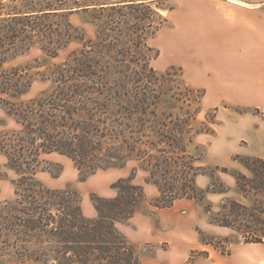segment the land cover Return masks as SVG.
Returning <instances> with one entry per match:
<instances>
[{
    "label": "trees",
    "instance_id": "16d2710c",
    "mask_svg": "<svg viewBox=\"0 0 264 264\" xmlns=\"http://www.w3.org/2000/svg\"><path fill=\"white\" fill-rule=\"evenodd\" d=\"M8 1L13 5L6 10L0 0L3 62L32 47L51 58L72 43L78 47L56 67L52 88L35 98L21 99L31 78L18 67L0 73V109L16 125L8 128L0 119V155L5 158L0 178L1 168L16 175L15 199L6 202L2 217L0 264H143L116 225L129 221L145 203L165 209L180 199L202 201L206 193H216L213 183L205 189L196 186L198 175H213L207 167L195 166L197 158L187 154L181 136L191 142L194 136L212 135L217 108L196 123L205 91L186 84L183 99L188 109L175 105L172 110L178 113L158 110V92L151 85L162 94V83L168 79L176 78L177 86L185 80L181 69L179 74L174 67L157 73L149 67L159 51L148 41L167 23L152 1L121 0L115 5L100 0ZM74 14L81 25L70 22ZM151 16L158 21H145ZM84 25L93 27L92 38H87ZM165 91L169 101H179L181 95L173 87ZM169 126L173 133L167 134ZM51 154L70 159L84 179L136 161L150 175L146 183L156 186L159 194L148 200L143 187L133 183L132 171L112 185L115 197L91 196L97 217L86 218L77 191L50 189L37 178L39 172L52 177L61 173V165L45 160ZM233 160L264 185V159L236 155ZM55 165L59 169L52 172ZM214 169L228 172L225 167ZM233 177L246 194L240 183L244 176L234 172Z\"/></svg>",
    "mask_w": 264,
    "mask_h": 264
},
{
    "label": "rangeland",
    "instance_id": "374dc122",
    "mask_svg": "<svg viewBox=\"0 0 264 264\" xmlns=\"http://www.w3.org/2000/svg\"><path fill=\"white\" fill-rule=\"evenodd\" d=\"M100 2L105 5L111 2L113 4L110 5H115L121 0H100ZM148 2H151L152 7L156 8L159 15L166 19L168 9L174 8L175 5V0H149ZM2 5L7 10L13 4L8 0H2ZM69 20L73 25L80 24V17L76 14L70 16ZM145 21L156 22L158 19L151 16L149 20ZM83 29L87 38L93 37L92 26L84 25ZM77 47L76 43H72L66 48L60 49L57 56L53 58L44 55L37 47H32L19 56H11V58L8 56L5 62L0 56V73L3 70L18 67L31 78V86L21 99L35 98L40 93L52 88V78L55 75L56 67L65 63L69 54ZM153 54V52L147 53L149 56ZM151 61L149 67H152L157 73H163L170 67H174V73L179 74V69H181L178 66L159 69L158 63L152 62L151 64ZM181 71L186 83L182 81V84L177 86L176 78L175 80L171 78L172 81L174 80L173 82L168 79V82L162 83V94L157 85H151L158 92L156 94L160 104L157 108L159 111L167 113H178L176 108L172 110L175 105L188 109L186 100L183 99V95H186V84L195 90L205 91L201 112L196 118V123H201L207 112L217 108V124L213 127L212 135L194 136L191 142L187 140L186 135L181 136L187 154L194 159L197 158L194 160L195 166L207 167L208 174L213 175L212 177L204 176L210 178L216 193H212V191L206 193L202 201L180 199L175 201L172 207L165 209H155L145 203L139 207L137 213L129 221L118 223L116 227L133 244L136 254L143 264H255L253 259L244 258L242 254L253 252L254 249L260 254H264V185L241 162L233 160V158L236 155L259 158L247 153L256 152L259 148L264 149V147H259V139L245 131L244 127L233 126L234 124L229 122V116L247 113L259 115V111L248 107H231L224 103L212 105L216 94L207 93L203 86H194L191 79L184 74L182 69ZM165 87H173V92L176 95H181L178 102L169 101V93L165 91ZM0 119L6 121L8 128H16L14 122L6 118L1 109ZM196 123H194V128H198ZM171 130L170 126L165 128L167 134L173 133ZM44 158L61 165L62 171L57 177H52L48 172H39L37 178L50 189L77 191L80 196L81 210L86 218L88 217L85 214V207L94 208L90 200L91 196L95 194L103 198L115 197L116 192L111 188L112 185L117 180L129 176L132 171H135L133 183L143 187L148 200L159 194L156 186L146 183L150 175L141 169L136 161H129L121 169L100 170L84 179L81 178L83 175L79 174L70 159L56 154ZM232 162L243 167L246 175L230 167ZM4 164L5 158L0 155V167ZM215 167L228 168V172L221 169L215 170ZM58 169V165L51 167L52 172H56ZM234 172H239L244 176L245 179L241 178L240 183L244 185L246 194H243L237 186L233 177ZM1 173L3 177L0 178V230L3 227L2 217L3 214L5 216L6 202L15 199L12 181L16 178L13 172L5 168H1ZM227 179L233 184L231 185ZM197 185L201 189L207 187H202L201 181ZM260 187L262 190L255 191ZM221 191L224 192L220 193ZM96 217L97 212L94 218L89 219ZM4 233L6 232L4 231ZM258 240L262 242L255 243ZM0 261L2 260L0 259Z\"/></svg>",
    "mask_w": 264,
    "mask_h": 264
},
{
    "label": "crops",
    "instance_id": "0c3cea01",
    "mask_svg": "<svg viewBox=\"0 0 264 264\" xmlns=\"http://www.w3.org/2000/svg\"><path fill=\"white\" fill-rule=\"evenodd\" d=\"M148 44L159 51L151 64L180 67L194 86L216 94L212 105L259 111L231 115L229 122L244 127L264 147V0H175L167 23ZM247 154L264 159L261 148ZM234 162L230 167L246 175ZM200 181L202 187L211 184L204 175L195 178L196 185ZM85 212L88 218L96 215L94 208L85 207ZM242 256L264 264V254L255 249Z\"/></svg>",
    "mask_w": 264,
    "mask_h": 264
}]
</instances>
